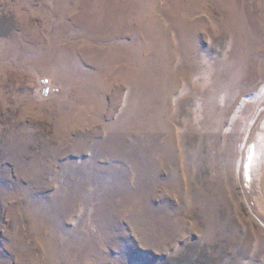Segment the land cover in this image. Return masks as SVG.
Wrapping results in <instances>:
<instances>
[{
	"label": "rangeland",
	"instance_id": "rangeland-1",
	"mask_svg": "<svg viewBox=\"0 0 264 264\" xmlns=\"http://www.w3.org/2000/svg\"><path fill=\"white\" fill-rule=\"evenodd\" d=\"M263 119L264 0H0V264H264Z\"/></svg>",
	"mask_w": 264,
	"mask_h": 264
},
{
	"label": "bare ground",
	"instance_id": "bare-ground-1",
	"mask_svg": "<svg viewBox=\"0 0 264 264\" xmlns=\"http://www.w3.org/2000/svg\"><path fill=\"white\" fill-rule=\"evenodd\" d=\"M264 120V119H263ZM264 127V126H263ZM260 132H261V130H260ZM264 133V131L260 134V136L262 135ZM262 147H264V145H262ZM261 147V148H262ZM260 148V149H261ZM257 150V149H256ZM261 151V150H260ZM256 154V151H255V149H252L251 147L250 148H248V150H247V154H246V158L247 157H250V158H252L254 155ZM257 156H259V154L257 155ZM245 158V159H246ZM250 170V169H249ZM245 182V181H244ZM252 182V181H251ZM253 184V183H252ZM247 186V185H246ZM249 187V186H248ZM254 187V186H253Z\"/></svg>",
	"mask_w": 264,
	"mask_h": 264
}]
</instances>
